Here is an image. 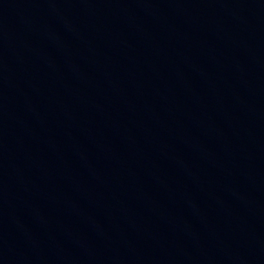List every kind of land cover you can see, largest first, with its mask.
<instances>
[{"label": "water", "instance_id": "1", "mask_svg": "<svg viewBox=\"0 0 264 264\" xmlns=\"http://www.w3.org/2000/svg\"><path fill=\"white\" fill-rule=\"evenodd\" d=\"M0 264H264V0H0Z\"/></svg>", "mask_w": 264, "mask_h": 264}]
</instances>
